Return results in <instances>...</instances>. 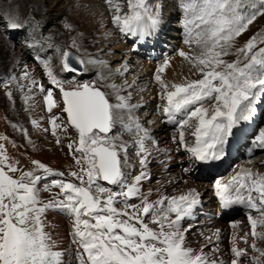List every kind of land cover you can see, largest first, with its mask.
<instances>
[{"label": "snow or ice", "instance_id": "obj_1", "mask_svg": "<svg viewBox=\"0 0 264 264\" xmlns=\"http://www.w3.org/2000/svg\"><path fill=\"white\" fill-rule=\"evenodd\" d=\"M105 3L112 13V24L121 33L139 37L141 42L162 27V0L154 5L149 0H127L126 12L120 0ZM180 8L184 14V44L189 46V52L178 50V55L200 78L169 85L160 75L169 66L165 57L154 76L160 87L157 111L174 126L172 141L184 148L190 162L219 161L234 128L250 120L258 102H264V28L237 46L238 38L264 17V0H180ZM4 19L10 29L21 27L13 17ZM70 47L79 51L75 38ZM73 61L81 66L104 63L64 51L61 70L79 71ZM41 63L49 84L59 88L66 124L75 131L77 139L67 147L78 170L68 173L72 180L52 179L45 184L44 191L57 188L59 192L44 203L39 199V183L65 174L38 160L31 161L33 167L29 170H22L19 161L9 157L5 143H0V264H65V253L56 250L57 242L46 230L52 227L44 219L49 211L69 220L68 255L73 257L69 264H225L218 256L219 229L211 235L200 233L206 243L199 250L188 245L186 237L193 225L182 222L194 219L201 204V195L195 188L172 195L158 192L155 200L150 199L151 192L141 191L142 182L149 179L146 169L150 151L146 142L155 145L156 141L131 115L137 107L127 102L131 97L120 95L122 89L116 84L85 83L66 90L51 63ZM22 79H28V74ZM30 83L38 84L36 80ZM103 88L115 93L117 103L110 102V93ZM39 92L46 93L44 103L51 113L58 106L52 88L39 85ZM115 110H127L128 123L117 117ZM58 119L55 115L49 118L54 136L57 129L68 130L56 123ZM117 123L124 131L135 130L138 135L134 146L139 174H132L135 165L129 160L128 145L120 135H111ZM188 136L194 137V143H189ZM7 139L0 135V141ZM56 143H60L58 136ZM253 148L264 150V128ZM183 171L188 173L190 168ZM101 181L114 187H105ZM213 188L221 208L243 205L249 210L247 219L253 237L250 247L258 253L250 257V264H264L260 259L264 249L256 245V240H264V232L257 231L258 227L264 228V174L242 169L226 182L217 179ZM133 198L140 203H131ZM236 239L233 235L230 264H241V258L248 255L246 249L236 245ZM240 239L247 244L248 233ZM209 245L210 254L204 251Z\"/></svg>", "mask_w": 264, "mask_h": 264}, {"label": "rangeland", "instance_id": "obj_2", "mask_svg": "<svg viewBox=\"0 0 264 264\" xmlns=\"http://www.w3.org/2000/svg\"><path fill=\"white\" fill-rule=\"evenodd\" d=\"M120 2L123 6V11L126 12L127 0H120ZM157 2L158 0H149V3L153 5ZM162 3L163 17L161 23L164 30L158 33L154 40L151 39V36L146 37V45L139 49L135 48L137 47V40H129L131 39L130 34L121 33L112 24V13L109 11L105 0H0V135L8 138L7 142L0 141V143H5L9 157L18 160V166L22 170H29L33 167L31 161L38 160L55 171L65 174L64 177H51L39 183V199L42 202L47 203L55 193L59 192L57 188L44 191L45 184H50L52 179L72 180L73 178L68 176V173L78 169L67 147L68 143L77 139L75 131L66 124L65 113L61 110L63 104L59 88L49 84L41 61H49L51 63L54 74L63 82V87L66 90L85 83H95L97 86L116 84L118 88L122 89L119 92L120 95L130 96L131 98L127 102L130 105H137L132 110L131 115L138 121L140 116L147 115V121L141 123L142 127L149 128V133L152 132L154 127H158L161 131L153 134L156 138L152 136V139L156 141L155 145L151 142H146V146L150 151L149 158L151 155H156L157 157L152 161L160 164L164 157L161 154V150H163V147L171 146L173 150L170 151L174 152L178 161L177 166L174 165V168L172 166L169 170L180 168L188 181L197 184L208 183L209 201L205 202L204 196L201 197V207L196 212L202 214L205 209L209 211L207 213H210L211 217H214L211 211L217 213V207H221L219 198L215 196L213 188L217 179L226 182L231 176L241 170L245 164H248L245 165V169H250L253 173L264 174L263 164L259 165L258 170L251 164L256 161L264 162V150L253 148L256 136L264 128V102H258L256 113L250 120L241 121L234 128V135L232 134L228 138V142L224 146L226 154L220 161V164H228L230 162L228 166L230 168H227V170L225 168L226 172H223L217 178L210 177L207 179L205 176L197 178V175L200 176L197 162H190L189 154L184 148H178L177 144L173 143L174 126L166 123V117L157 111V106L161 101L159 99L160 87L154 79L156 69L158 65L163 64L165 57L168 60L175 58L186 69V74L178 76V83H184L185 80L198 79L200 77L194 74L195 69L191 67L189 62L178 55V50L182 49V45L186 49L185 51L189 52V46L184 44L185 29L182 23L184 14L180 8V0H162ZM5 16L15 18L21 27L18 29L8 28L6 26L7 21L4 19ZM65 25H69L70 28L65 27ZM262 28H264V17H259L249 27V30L238 38L237 46L242 45L249 37ZM73 38L80 45L79 51L70 47ZM57 48H59V52ZM64 51H69L73 56H79L85 60L95 59L103 61L104 63L99 65L105 67L106 71L95 70L94 64L81 66L76 64V62H73V64L75 67L76 65L80 67V72L70 73L62 71L60 57ZM226 59L232 60L235 57H227ZM140 63L151 68L148 76L143 74V66L139 67ZM117 68L120 69L119 73ZM40 69H42L41 75ZM25 73L28 74V79H22ZM42 75L43 77L41 78ZM160 75L169 85L175 83L173 79H170L172 82L169 83L162 73ZM113 77L114 83L110 81ZM30 80H36L38 84L33 86ZM39 85H43L45 88L51 87L53 90V99L58 106L53 108L51 113L47 111L44 103V95L46 93L39 92ZM102 90L110 93L109 100L111 103H117L115 93H112L107 88ZM7 93H10L11 96L9 97ZM115 112H117V115L115 114L117 117L123 118L124 123H128V116L125 115V113L129 114L127 110H115ZM53 115L60 117L56 123L68 127L67 132L57 129L56 136L52 134L49 118ZM33 121L36 123L33 124ZM254 122L256 123L250 127ZM245 129H250L249 133L251 135L243 138L244 134L242 131H245ZM111 135H120L121 139L128 145L129 160L135 165V168L131 169L132 174H139L140 167L136 172V166L139 165V161L136 157L137 149L134 146V141L138 138L135 130L131 132L124 131L120 123H117ZM57 136L60 139L59 144L56 143ZM187 139L189 143H194V137L188 136ZM238 144L237 154L236 151L234 152V146ZM13 145H16V147ZM230 149L232 153H235L233 158L237 157L234 161H229L232 154ZM180 161L181 163H179ZM172 164L173 162H171ZM160 166L155 170H151V182H148L151 188L145 182V188L151 190L152 193L160 191V188L164 186L158 176L159 173L162 175ZM184 168H190V171L185 173L183 171ZM155 172H158V174L155 175ZM205 173L212 175L207 170ZM13 175L18 176L19 173ZM182 180L171 181L170 179V184H166L162 188L164 193L172 195L183 190L181 184L184 181ZM75 182L79 183L78 181ZM143 193L148 192L144 191ZM130 202L134 204L140 203L137 198L131 199ZM233 206L230 209H234L237 212L240 211L238 205ZM49 213L52 212L49 211ZM241 213L236 219L228 216L220 219H223L224 222L227 221L225 223L230 228L233 224H237V228L244 224L245 229L237 232L236 245L239 248L246 249L248 253L247 256L241 258V264H250V257L257 256L258 253L254 252L250 247L253 241L251 228L247 223V215H241ZM251 214L254 217L257 216L255 211H252ZM203 216L206 218L205 214ZM204 222L203 231L216 225L214 218L208 221L204 220ZM182 223L187 226L190 220H185ZM194 228L196 226L192 227V229ZM257 231L264 232V228L258 227ZM246 233H248L247 244L240 239ZM228 235L229 233L227 234L226 232L220 233V238L226 240ZM188 237L187 235V242L194 249L199 250L201 245L206 243L201 235L194 242L189 240ZM213 243H216L215 240H213ZM218 243L220 244V240ZM256 245L258 248L264 249V240H256ZM221 246L224 247L222 248ZM231 247L232 244L228 248L227 243L219 245L220 253H218V256L224 254V252L225 254L228 251L231 252ZM204 251L210 254L212 245H209ZM232 258L233 256H231ZM260 259L264 261V257Z\"/></svg>", "mask_w": 264, "mask_h": 264}, {"label": "bare ground", "instance_id": "obj_3", "mask_svg": "<svg viewBox=\"0 0 264 264\" xmlns=\"http://www.w3.org/2000/svg\"><path fill=\"white\" fill-rule=\"evenodd\" d=\"M164 30V28L163 27H161V29H159L156 33H153L152 35H150L151 36V39L152 40H154V38L156 37V35L158 34V33H161L162 31ZM130 36H131V39H129V40H132V39H135V40H137L138 41V43H137V47H135V48H139V49H142L145 45H146V39H144L142 42L139 40V37H135V36H132L131 34H130ZM181 50H186V49H184V47H183V45L181 46ZM186 52V51H185ZM139 62V61H138ZM94 66H95V70H104V71H106V68L105 67H103L102 65H99V64H94ZM141 66H143V68H142V72H143V74L145 75V76H148V72L151 70V68L148 66V65H143V63H140L139 64V67H141ZM76 67H77V65H76ZM78 69H79V71H77V73L78 72H80L81 71V69H80V67L78 66L77 67ZM118 69V68H117ZM105 74V73H104ZM183 74H186V69H184V66L182 65V63L179 61V60H177V59H170L169 60V66L168 67H166L165 69H164V71L162 72V75L169 81V83L170 82H172L170 79H173V82H175V83H178V76H180V75H183ZM114 80V77L112 78V79H110V81L112 82ZM145 80V79H144ZM116 81V80H115ZM142 82V81H141ZM113 83H114V81H113ZM143 84H146V83H143ZM117 112H115V114H116ZM119 114V113H118ZM120 114H122V112H120ZM146 114V113H145ZM117 115V114H116ZM125 115H129V114H127V113H125ZM124 115V116H125ZM126 116V117H127ZM147 118H148V116L147 115H144V116H140L139 117V123L141 124L142 122H146L147 121ZM148 131H149V128L147 129ZM252 131V130H251ZM157 132H161L160 131V129L157 127H154V128H152V132H150V135H151V137L153 136V134H155V133H157ZM154 138H156V137H154ZM162 139V138H161ZM230 152L232 153V150L230 149ZM225 154H226V150H225ZM181 160V159H180ZM173 164H175V165H177L176 163H173ZM205 164H208V165H206L207 167H206V170L208 171V173H212V172H214V174H217V167L219 166V165H223V164H225V163H222V164H220V162L215 166V168L213 169L212 167H214V166H212V161L211 162H208V163H205ZM251 164H253L254 166L253 167H255L256 168V170H258L257 168L259 167V165H261V164H263L264 165V162L262 163V161H256V162H253V163H251ZM243 165V164H242ZM245 165H248V164H245ZM245 165H243L244 167H242L241 168V170L242 169H245ZM180 171H182L180 168H176V170H170L169 171V173H168V175H166V174H164V173H162V175L159 173L158 174V172H155V175L156 174H158V176H159V178H160V182L164 185L162 188H164L165 186H166V184H170V179H171V181H174V180H176V181H180V180H182V181H184L182 184H181V186H182V188H183V190H187V189H189V188H195L197 191L199 190V188H200V195H201V197H203L204 196V200H205V202H207V201H209V194H208V192H209V185H208V183H204V184H197V183H194V182H191V181H188L186 178V176H184V175H182V173L180 172ZM240 171V170H239ZM168 172V171H167ZM162 179V180H161ZM146 182H147V184H148V182H151V176L149 175V179H147L146 180ZM172 183H174V182H172ZM172 187V186H171ZM156 188V187H155ZM162 188H160V191H157V192H153L152 193V197H155V198H153V199H156L157 198V193L158 192H162V193H164V189H162ZM167 188V187H166ZM169 188V187H168ZM172 190V189H171ZM208 194V195H207ZM212 199V198H211ZM212 201V200H211ZM213 202V201H212ZM239 206V208H240V211L242 212V210H248V209H246L244 206H241L240 207V205H238ZM234 207V206H233ZM230 208H232V206L230 207ZM230 208H228V209H225L226 211H233V213H235V210L234 209H230ZM235 209H237V208H235ZM239 210V209H238ZM239 211V212H240ZM239 212H237L238 214H240ZM249 212V211H248ZM205 214V217L206 218H204V220H206V221H208V219L210 220L212 217H211V214L210 213H204ZM44 219H45V223H46V225L47 224H51L52 225V227H46V230L47 231H49V232H51V234H52V236H53V239H55L56 240V242H57V248H56V250H59V251H62V252H64L65 253V255H64V257H63V259H64V261H65V264H69V261H71V260H73V257H71V256H68V251H70L71 250V248H70V238H69V236H68V233H69V230H70V223H69V220L66 218V216L65 215H63V214H58V213H49V212H46L45 213V216H44ZM220 221H217L218 223L215 225V226H213L212 228H206V229H204L205 231H203V227H202V225H201V223L199 222L198 224H196V225H194L193 227H195L196 226V228H194V229H191L188 233H187V235L189 236L188 238H189V240H193V242L196 240V238H198V236H200V234L199 233H201V232H203L205 235H211L216 229H219L220 230V233H224V232H226L227 234L229 233V235H228V237L226 238V240H223V239H221L220 238V244L219 245H221L222 243L223 244H226L227 243V246H228V248L230 247V245H231V240H232V237H233V235H237V232L238 231H241V230H244L245 229V227H244V224H243V226H239L238 228L236 227V228H230L229 226H228V224L227 223H225L224 222V220L223 219H219ZM239 221V220H238ZM243 222V221H242ZM248 223V222H247ZM231 237V238H230ZM228 241V242H227ZM225 242V243H224ZM190 244V243H189ZM188 244V245H189ZM222 247V246H221ZM224 247V246H223ZM222 247V248H223ZM228 251V250H227ZM219 255V254H218ZM231 256H233L232 254H231V252L230 251H228V252H226V254H225V252H224V254H221L220 256H219V258L220 259H222L223 261H225V264H230V261H231Z\"/></svg>", "mask_w": 264, "mask_h": 264}, {"label": "water", "instance_id": "obj_4", "mask_svg": "<svg viewBox=\"0 0 264 264\" xmlns=\"http://www.w3.org/2000/svg\"><path fill=\"white\" fill-rule=\"evenodd\" d=\"M73 62H75V61H73ZM73 62H72V63H73ZM64 116L67 118V114H66V113L64 114Z\"/></svg>", "mask_w": 264, "mask_h": 264}]
</instances>
